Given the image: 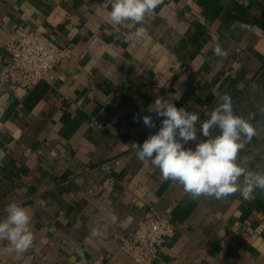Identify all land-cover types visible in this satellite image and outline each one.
I'll list each match as a JSON object with an SVG mask.
<instances>
[{
    "label": "crops",
    "instance_id": "obj_1",
    "mask_svg": "<svg viewBox=\"0 0 264 264\" xmlns=\"http://www.w3.org/2000/svg\"><path fill=\"white\" fill-rule=\"evenodd\" d=\"M110 4L0 0V73L20 22L74 45L53 79L0 92V220L14 202L28 210L34 235L20 255L0 240V264H137L119 245L149 208L176 227L152 264H264V191L192 199L144 168L132 147L159 130L163 118L146 111L158 97L199 114L198 141L228 94L234 114L256 113L238 162L252 157L246 166L264 171V0H162L139 42L138 26L109 23ZM217 44L226 58L214 55Z\"/></svg>",
    "mask_w": 264,
    "mask_h": 264
},
{
    "label": "clouds",
    "instance_id": "obj_2",
    "mask_svg": "<svg viewBox=\"0 0 264 264\" xmlns=\"http://www.w3.org/2000/svg\"><path fill=\"white\" fill-rule=\"evenodd\" d=\"M161 3L162 0H111L108 21L116 26H138L133 38L142 41L148 36L145 19ZM213 52L222 58L228 55L219 44ZM218 100L199 128L206 139L197 141L199 114L158 97L146 111L163 118L159 130L132 147L144 168L159 169L163 180L178 183L192 199L205 196L221 200L239 192L248 200L256 189L264 191V171L246 166L252 157H241L238 162L245 141L250 142L256 135L251 123L256 113L248 117L234 114L228 94ZM258 114L264 116V106L258 107ZM133 118L140 119L135 115ZM142 122L149 129L156 127L152 115H144ZM214 128L219 130L218 135H212L210 130ZM189 141H197L194 149L184 147ZM5 212V219L0 220V240L9 242L6 252L20 255L33 245L31 217L26 208L14 202L7 205Z\"/></svg>",
    "mask_w": 264,
    "mask_h": 264
},
{
    "label": "built area",
    "instance_id": "obj_3",
    "mask_svg": "<svg viewBox=\"0 0 264 264\" xmlns=\"http://www.w3.org/2000/svg\"><path fill=\"white\" fill-rule=\"evenodd\" d=\"M3 46L9 60L0 73V92L31 89L44 79H53L55 67L72 57L74 45H60L32 23L20 22L12 28ZM175 233L170 217L149 208L136 227L121 239L119 248L137 264H152Z\"/></svg>",
    "mask_w": 264,
    "mask_h": 264
}]
</instances>
